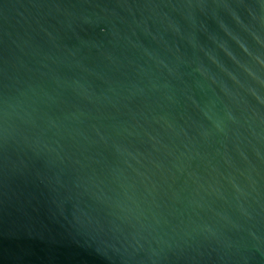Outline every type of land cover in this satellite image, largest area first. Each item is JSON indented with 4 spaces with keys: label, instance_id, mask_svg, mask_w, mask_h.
Listing matches in <instances>:
<instances>
[{
    "label": "water",
    "instance_id": "95a60500",
    "mask_svg": "<svg viewBox=\"0 0 264 264\" xmlns=\"http://www.w3.org/2000/svg\"><path fill=\"white\" fill-rule=\"evenodd\" d=\"M0 264H264V0H0Z\"/></svg>",
    "mask_w": 264,
    "mask_h": 264
}]
</instances>
